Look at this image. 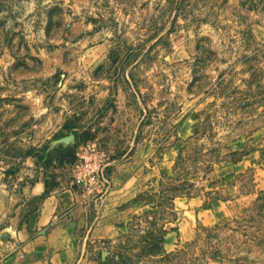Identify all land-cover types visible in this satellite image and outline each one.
<instances>
[{
  "label": "rangeland",
  "instance_id": "374dc122",
  "mask_svg": "<svg viewBox=\"0 0 264 264\" xmlns=\"http://www.w3.org/2000/svg\"><path fill=\"white\" fill-rule=\"evenodd\" d=\"M89 140L134 214L72 264H264V0H0V249Z\"/></svg>",
  "mask_w": 264,
  "mask_h": 264
},
{
  "label": "crops",
  "instance_id": "0c3cea01",
  "mask_svg": "<svg viewBox=\"0 0 264 264\" xmlns=\"http://www.w3.org/2000/svg\"><path fill=\"white\" fill-rule=\"evenodd\" d=\"M124 165L111 166L113 186L103 195L84 194L75 187L51 199L55 210H40L36 219V224H44L42 229L25 241L3 245L0 264H72L83 234L101 240L118 231L134 214L121 201L127 184ZM224 211H213L214 217H223Z\"/></svg>",
  "mask_w": 264,
  "mask_h": 264
},
{
  "label": "built area",
  "instance_id": "2783aa9c",
  "mask_svg": "<svg viewBox=\"0 0 264 264\" xmlns=\"http://www.w3.org/2000/svg\"><path fill=\"white\" fill-rule=\"evenodd\" d=\"M112 152L98 141L89 140L76 150L72 165L73 184L85 194L103 195L113 186Z\"/></svg>",
  "mask_w": 264,
  "mask_h": 264
}]
</instances>
